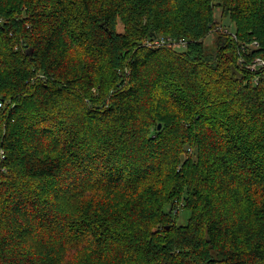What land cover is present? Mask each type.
<instances>
[{
  "label": "trees",
  "instance_id": "1",
  "mask_svg": "<svg viewBox=\"0 0 264 264\" xmlns=\"http://www.w3.org/2000/svg\"><path fill=\"white\" fill-rule=\"evenodd\" d=\"M256 58L264 0H0V264H264Z\"/></svg>",
  "mask_w": 264,
  "mask_h": 264
},
{
  "label": "built area",
  "instance_id": "2",
  "mask_svg": "<svg viewBox=\"0 0 264 264\" xmlns=\"http://www.w3.org/2000/svg\"><path fill=\"white\" fill-rule=\"evenodd\" d=\"M166 41L165 40H162V39H155L151 42H148L147 43V46H151V47H160L162 46L163 44H165ZM186 43L185 42H181L179 45H176L178 47L182 46V47H186ZM255 46H258V43H254ZM239 63L241 65H244L245 64V61L243 60V58L241 57L239 59ZM247 69L252 72V73H258L260 71H264V59L262 58H256L252 63H249L247 65ZM258 80V79H257ZM1 106V104H0Z\"/></svg>",
  "mask_w": 264,
  "mask_h": 264
},
{
  "label": "rangeland",
  "instance_id": "3",
  "mask_svg": "<svg viewBox=\"0 0 264 264\" xmlns=\"http://www.w3.org/2000/svg\"><path fill=\"white\" fill-rule=\"evenodd\" d=\"M216 16H217V20H219L220 16H219V14L217 12H216ZM222 26H224L226 29H228L230 31H234L235 30L234 24H232L228 18L222 21ZM214 43H215V40H214V36L212 35L211 37H209L207 39V42H206L207 51L209 53H211L215 49ZM263 79H264V77H263ZM186 219H187L186 213L185 212H181L180 213V218L178 220V223L179 224H184Z\"/></svg>",
  "mask_w": 264,
  "mask_h": 264
},
{
  "label": "water",
  "instance_id": "4",
  "mask_svg": "<svg viewBox=\"0 0 264 264\" xmlns=\"http://www.w3.org/2000/svg\"><path fill=\"white\" fill-rule=\"evenodd\" d=\"M158 129L161 130L162 129V125H159ZM167 228H168V230L170 229V227H167Z\"/></svg>",
  "mask_w": 264,
  "mask_h": 264
},
{
  "label": "bare ground",
  "instance_id": "5",
  "mask_svg": "<svg viewBox=\"0 0 264 264\" xmlns=\"http://www.w3.org/2000/svg\"><path fill=\"white\" fill-rule=\"evenodd\" d=\"M259 73V72H258ZM258 79V80H257ZM258 81H259V77H256V82L258 83Z\"/></svg>",
  "mask_w": 264,
  "mask_h": 264
}]
</instances>
